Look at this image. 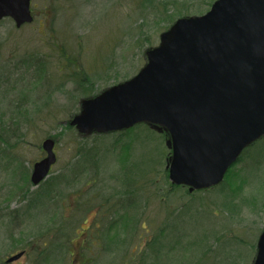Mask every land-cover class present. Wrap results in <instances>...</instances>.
I'll list each match as a JSON object with an SVG mask.
<instances>
[{
  "label": "rangeland",
  "instance_id": "rangeland-1",
  "mask_svg": "<svg viewBox=\"0 0 264 264\" xmlns=\"http://www.w3.org/2000/svg\"><path fill=\"white\" fill-rule=\"evenodd\" d=\"M213 1L32 0V23L0 22V264L254 263L264 229V141L227 185L189 197L168 184L166 134L145 124L83 134L70 122L84 99L136 75L171 22L202 15ZM47 137L58 161L36 186L30 175ZM120 215L133 218L117 239ZM165 225L172 232L162 240L179 244L155 256Z\"/></svg>",
  "mask_w": 264,
  "mask_h": 264
},
{
  "label": "water",
  "instance_id": "water-1",
  "mask_svg": "<svg viewBox=\"0 0 264 264\" xmlns=\"http://www.w3.org/2000/svg\"><path fill=\"white\" fill-rule=\"evenodd\" d=\"M5 17L17 27L32 22L30 0H0ZM147 59L132 79L83 100L71 125L89 134L146 122L169 133L173 184L217 185L264 136V0H217L206 14L177 20ZM54 145L52 138L42 144L47 156L34 165L35 185L56 161ZM253 264H264V231Z\"/></svg>",
  "mask_w": 264,
  "mask_h": 264
},
{
  "label": "trees",
  "instance_id": "trees-1",
  "mask_svg": "<svg viewBox=\"0 0 264 264\" xmlns=\"http://www.w3.org/2000/svg\"><path fill=\"white\" fill-rule=\"evenodd\" d=\"M86 77H87V75H84V76H81V77H72L74 80H76V81H79V82H84L85 81V79H86ZM1 138V137H0ZM260 141H264V138L262 139V140H260ZM259 141V142H260ZM259 142H257V143H259ZM254 144L253 146H252V148H254V147H257L258 146V144ZM261 143V142H260ZM259 143V144H260ZM251 148H249V150H250ZM249 150L248 151H246L245 153H246V155H244V156H242L241 157V161L244 159V157H247V159L249 158V159H251V157H250V154H249V157H248V153H249ZM247 159H246V161H247ZM245 161V162H246ZM259 161V160H258ZM257 164H258V162H257ZM123 171V170H122ZM233 172V169H230L229 170V172H228V174H227V176H230L231 175V173ZM230 174V175H229ZM237 176H239V173H237V172H233V177H237ZM166 179L168 180V174L166 173ZM25 180H28V178L26 177L25 178ZM123 182H126L125 180H122ZM168 184H169V186L170 187H172V188H174V190H176V189H178V188H182V187H180V186H172V185H170V183H169V181H168ZM200 192H202V191H196V192H194L193 194H189L188 193V191L186 190L185 191V193H186V195H188L189 197H192V195H195V194H197V193H200ZM126 193H129V190H127L126 191ZM170 198H171V196H170ZM127 201H128V198L125 200V202H124V204H123V202H122V200H120V203H122L123 205H124V207H127ZM131 218H133V217H129V218H127V217H124L123 215H120V219H117L118 221L117 222H119L118 223V226H117V228L119 229H116L115 230V233H114V235L117 237V239H120V235H121V237H122V235L123 234H125L126 232L124 231V228H126L128 225H130V219ZM123 220V221H122ZM139 219L138 218H136L134 221H133V223H132V226L133 225H136L138 222ZM116 221V220H115ZM115 221H113V222H115ZM119 232H120V235H119ZM171 232H172V230L170 229V227L168 228H166V225H165V227L160 231V232H158V234H157V236H156V238H155V241H154V243H153V245H152V249L156 252L155 253V256L157 255V253H158V247L159 248H163V247H165V245H166V247L167 248H169V250H172V248H174V247H176V244H179V243H177V242H171V244L169 245V244H165V242H164V240H162V238H164V234H171ZM163 236V237H162ZM162 240V241H161ZM107 245V244H106ZM160 245V246H159ZM202 245V244H201ZM118 249L121 247L119 244L118 245H115ZM110 247H113V246H109V245H107V248H110ZM105 255V254H104ZM120 264H134V261H133V259H126L125 261H123V262H121Z\"/></svg>",
  "mask_w": 264,
  "mask_h": 264
}]
</instances>
